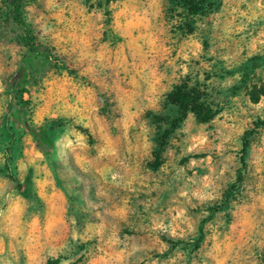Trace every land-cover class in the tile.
Instances as JSON below:
<instances>
[{
	"label": "rangeland",
	"instance_id": "obj_1",
	"mask_svg": "<svg viewBox=\"0 0 264 264\" xmlns=\"http://www.w3.org/2000/svg\"><path fill=\"white\" fill-rule=\"evenodd\" d=\"M0 264H264V0H0Z\"/></svg>",
	"mask_w": 264,
	"mask_h": 264
},
{
	"label": "trees",
	"instance_id": "obj_2",
	"mask_svg": "<svg viewBox=\"0 0 264 264\" xmlns=\"http://www.w3.org/2000/svg\"><path fill=\"white\" fill-rule=\"evenodd\" d=\"M184 2L187 6V10L191 15L204 12L206 9L212 8L215 4V0H184ZM11 5L13 20L15 24L20 28L24 36V45L28 48L29 51H34V36L24 24V22L20 19L15 1H12ZM199 99L200 95L193 90H190L185 85L176 86L173 90L166 94V103H171L177 106L178 112L180 114L179 118H177V120L174 122V125H176V123H178L188 111L192 112L200 122H207L216 115L215 110H213L206 104L199 102ZM8 111H13L12 100L8 102ZM169 132V129L163 130L160 138L158 139L159 148L164 145ZM246 143L247 142L243 144V147L241 149L239 175H241L240 171L244 166V155L247 147ZM238 178H240V176ZM13 181L16 185H19L15 178H13Z\"/></svg>",
	"mask_w": 264,
	"mask_h": 264
}]
</instances>
